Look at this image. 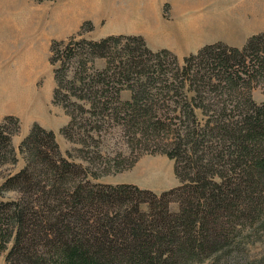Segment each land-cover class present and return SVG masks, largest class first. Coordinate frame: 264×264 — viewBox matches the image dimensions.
Listing matches in <instances>:
<instances>
[{
  "label": "trees",
  "instance_id": "trees-1",
  "mask_svg": "<svg viewBox=\"0 0 264 264\" xmlns=\"http://www.w3.org/2000/svg\"><path fill=\"white\" fill-rule=\"evenodd\" d=\"M262 41L256 34L240 48L207 44L181 58L132 33L51 41V98L68 116L62 134L73 149L104 171L161 152L173 159L179 182L158 193L92 182L95 172L34 124L18 144L21 166L0 183V191L18 192L0 201V249L12 237L4 260L21 264L31 254L38 264H166L176 254L212 256L229 233L239 234L231 222L248 219L264 198V102L255 103L248 85L264 75ZM16 128V117L0 119L2 172L17 162ZM110 140L126 153L103 150ZM255 222L264 227V217Z\"/></svg>",
  "mask_w": 264,
  "mask_h": 264
},
{
  "label": "rangeland",
  "instance_id": "rangeland-1",
  "mask_svg": "<svg viewBox=\"0 0 264 264\" xmlns=\"http://www.w3.org/2000/svg\"><path fill=\"white\" fill-rule=\"evenodd\" d=\"M117 33L139 34L149 48H165L178 58L212 43L240 48L256 34L262 35L264 42V0H0V119L4 115L17 119L10 137L17 162L0 170V183L4 173L21 166L18 144L37 124L52 132L61 153L69 151L75 161L95 172V178L88 176L92 182H125L156 193L178 184L173 159L164 153L141 152L131 166L104 171L101 165L84 161L62 134L68 116L51 98L55 85L53 67L48 62L51 41L78 34L96 39ZM262 42L258 47L261 51ZM248 85L255 103L264 102V75L253 77ZM128 95L124 90L120 97L126 99ZM7 125L12 128V124ZM115 149L127 151L112 140L103 150ZM17 196L14 189L0 191V201ZM252 204L248 219L231 222L239 234L229 233L212 256L197 260L176 254L166 264H264V227L255 222L259 215L264 217V198ZM169 209L176 210L175 204H169ZM3 221L2 216V227ZM11 244L9 236L0 251L5 253ZM39 262V257L29 254L21 264Z\"/></svg>",
  "mask_w": 264,
  "mask_h": 264
},
{
  "label": "crops",
  "instance_id": "crops-1",
  "mask_svg": "<svg viewBox=\"0 0 264 264\" xmlns=\"http://www.w3.org/2000/svg\"><path fill=\"white\" fill-rule=\"evenodd\" d=\"M116 183H122V182H116ZM116 183H109V184H116ZM0 264H8L4 258H3V253L0 251Z\"/></svg>",
  "mask_w": 264,
  "mask_h": 264
},
{
  "label": "bare ground",
  "instance_id": "bare-ground-1",
  "mask_svg": "<svg viewBox=\"0 0 264 264\" xmlns=\"http://www.w3.org/2000/svg\"><path fill=\"white\" fill-rule=\"evenodd\" d=\"M192 21H193V23H192V24H194V22H195V21H194V20H192ZM201 21H202V20H201ZM197 22H198V21H197ZM20 84H21V83H20ZM22 84H23V83H22Z\"/></svg>",
  "mask_w": 264,
  "mask_h": 264
}]
</instances>
